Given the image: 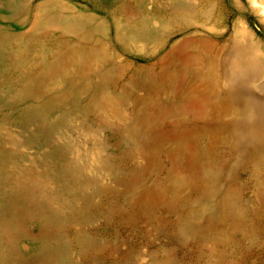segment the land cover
<instances>
[{
	"label": "rangeland",
	"instance_id": "1",
	"mask_svg": "<svg viewBox=\"0 0 264 264\" xmlns=\"http://www.w3.org/2000/svg\"><path fill=\"white\" fill-rule=\"evenodd\" d=\"M0 264H264V0H0Z\"/></svg>",
	"mask_w": 264,
	"mask_h": 264
}]
</instances>
